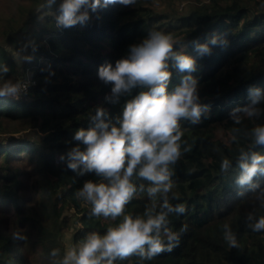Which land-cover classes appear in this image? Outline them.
<instances>
[{"label":"trees","instance_id":"16d2710c","mask_svg":"<svg viewBox=\"0 0 264 264\" xmlns=\"http://www.w3.org/2000/svg\"><path fill=\"white\" fill-rule=\"evenodd\" d=\"M155 1L109 5L68 29L56 27L59 0L52 9L42 7L46 0H8L0 9V67L10 69L0 74V84L8 79L28 83L19 99L0 98V264H52L50 252L60 249L63 254L66 247V229L80 224L77 242L88 232L103 234L119 223L92 216L91 205L77 200L83 183L99 177L69 170L66 153L79 143L73 139L76 130L94 126L96 108L105 109L106 122L117 123L126 101L146 90L135 88L117 100L112 86L99 79L98 69L126 57L149 30L172 34L178 41L175 49L196 58L192 75L199 81L200 103L209 108L198 124L181 121L182 155L172 177L179 199L170 202L184 203L188 211L169 217L175 232L187 225L179 246L151 260L132 256L115 264H264V232L252 231L247 219L251 212L257 219L264 215L256 199L264 190V177L255 178L260 184L255 192L235 183L240 149L264 154L248 136L252 128L264 125V0H160L168 4L164 10ZM180 3L186 8L175 6ZM212 36L226 38L227 46L198 56L193 42ZM9 47L31 57L24 60L22 73ZM170 71L169 92L182 78L175 68ZM252 88L261 89L255 107L262 111L235 125L230 114L251 105ZM225 157L232 166L223 173ZM148 204L146 193L138 192L125 214L142 215ZM224 224L231 226L239 248L224 241ZM17 231L27 240L14 241Z\"/></svg>","mask_w":264,"mask_h":264},{"label":"clouds","instance_id":"9594fccd","mask_svg":"<svg viewBox=\"0 0 264 264\" xmlns=\"http://www.w3.org/2000/svg\"><path fill=\"white\" fill-rule=\"evenodd\" d=\"M137 0H59L55 16L58 29H68L88 21L91 13L109 5L134 6ZM57 0H46L42 7L52 9ZM172 34L149 30L148 35L128 49L126 57L101 65L98 77L111 85V93L119 97L143 88L123 106L117 123L106 122L103 107L91 117L94 126L79 128L73 139L79 143L66 153L67 168L78 176L94 173L99 180H86L76 191L77 200L91 205V215L119 223L109 226L105 233L91 231L77 244L50 252L52 264H115L132 256L151 260L164 252H172L180 244V233L187 231L183 225L180 232L170 227L171 215L187 213L186 204L173 205L171 199H179L173 192L174 166L182 155L181 121L195 125L209 108L200 103L196 58L175 49ZM195 52L203 57L212 54L213 47H226L228 40L212 36L204 43L193 42ZM31 60V57H25ZM171 68L182 74L181 82L169 92ZM8 66L0 67V74H7ZM28 85L11 79L0 84V98L19 99ZM252 102L249 106L233 109L230 117L233 124H241L245 118H254L261 113L255 107L261 99V89H250ZM242 113V115H241ZM238 132L239 129H233ZM254 147L264 148V125H257L248 133ZM232 139L235 141L236 136ZM184 148V151H189ZM65 159V157H61ZM232 161L225 157L220 165L226 173ZM239 174L235 183L241 188L250 186L253 192L260 188L257 177H264V154L240 149L237 158ZM145 181L137 184L136 181ZM146 193L149 204L142 215L125 214V209L137 193ZM243 195V193H240ZM264 206V190L256 194ZM179 214V215H178ZM248 227L254 232H264V215L256 218L248 214ZM224 241L230 248H239L236 234L229 224L222 226ZM14 241H25L27 236L17 231Z\"/></svg>","mask_w":264,"mask_h":264},{"label":"rangeland","instance_id":"374dc122","mask_svg":"<svg viewBox=\"0 0 264 264\" xmlns=\"http://www.w3.org/2000/svg\"><path fill=\"white\" fill-rule=\"evenodd\" d=\"M6 4V5H4ZM155 4L157 5L158 9H163L168 7V4L163 3L160 0H156ZM8 5V0H0V9H4ZM10 6L12 3L9 4ZM186 3H180L176 4L175 6L178 7L179 9H185L186 8ZM185 11V10H184ZM11 54L13 53L15 59L18 61L19 66H20V73H22V65L24 63L25 57H26V52H19V53H14L15 51L13 50V47H9ZM31 137H36L35 133H28ZM80 226V224H76L72 226L71 228L66 229L63 232V242L65 243L66 247L73 246L77 244L79 241H75L74 235L77 227Z\"/></svg>","mask_w":264,"mask_h":264},{"label":"built area","instance_id":"2783aa9c","mask_svg":"<svg viewBox=\"0 0 264 264\" xmlns=\"http://www.w3.org/2000/svg\"><path fill=\"white\" fill-rule=\"evenodd\" d=\"M23 83L28 85V83H27V82H25V81H24ZM27 90H28V89H27Z\"/></svg>","mask_w":264,"mask_h":264}]
</instances>
